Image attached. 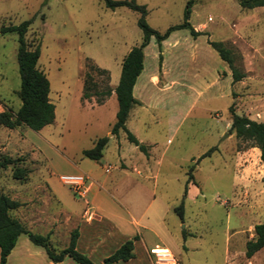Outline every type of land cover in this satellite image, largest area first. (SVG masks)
Masks as SVG:
<instances>
[{
    "label": "rangeland",
    "instance_id": "374dc122",
    "mask_svg": "<svg viewBox=\"0 0 264 264\" xmlns=\"http://www.w3.org/2000/svg\"><path fill=\"white\" fill-rule=\"evenodd\" d=\"M135 1L144 4L146 22L158 31L184 19L186 0ZM138 15L124 4L106 7L102 0H0V26L28 19L26 38L39 40L36 64L48 79L53 103L51 122L40 130L26 127L40 152L27 161L35 169L30 184H49L64 207L75 205L78 211L92 194L105 202L106 210L123 217H127L124 205L134 214L135 209H144L181 264H263L264 246L249 257L251 263L243 254V243L252 232L247 225L264 221L263 180L256 179L259 169L244 163L235 150L248 149L251 160L257 152L229 131L228 106L231 103L235 112L264 122V5L193 0L186 20L200 33L192 35L188 27L178 26L159 47L154 36L142 47L146 61L141 74L152 69L157 86L176 82L160 91L147 86L142 93L146 105L135 106L126 120L149 154L120 130L107 137L97 159L82 156L81 149L91 146L93 138L107 136L116 109L113 92L104 95L102 103H85L80 97L84 72L90 71L96 89L114 86L122 56L140 41ZM207 39L220 40L232 50L234 64L243 71L240 79L231 81L226 62ZM16 44L15 31L0 32V102L12 109L19 104ZM91 96L95 100L96 95ZM212 145L216 148L201 155ZM128 150L131 158L125 156L126 161L134 156L144 164L134 167L126 162L120 167L118 154ZM198 156L186 181L188 167ZM75 172L91 173L93 185L83 196L58 178L60 173ZM45 192L34 190V206L40 207ZM179 203L182 220L173 210ZM50 205L56 208L54 201ZM107 227L103 224L101 231ZM69 228L65 222L52 245L61 247ZM144 230L147 240L156 239ZM112 239L107 244L114 249ZM132 251V264H151L155 259L153 254L146 258L139 241ZM98 255L96 251L87 256L98 263Z\"/></svg>",
    "mask_w": 264,
    "mask_h": 264
},
{
    "label": "trees",
    "instance_id": "16d2710c",
    "mask_svg": "<svg viewBox=\"0 0 264 264\" xmlns=\"http://www.w3.org/2000/svg\"><path fill=\"white\" fill-rule=\"evenodd\" d=\"M193 0H186L183 8V21L168 25L163 31H158L151 27L145 20L146 9L143 3L135 0H102L104 6L113 8L116 5L124 4L136 11L139 15L136 19L137 25L141 29V38L137 44H133L122 56L120 61V70L117 82L111 88L106 84L102 89H96V82L91 78L90 71L84 72L82 82V90L80 97L88 98L96 95L95 101L101 102L103 96L114 91L116 99V109L114 120L109 126V132L115 136L122 130L126 139L136 147L146 153V144L138 140L136 136L126 127L125 119L129 108L137 103L138 100L132 95V85L136 75L142 67L143 51L142 47L154 36L157 46H160L161 39L165 38L171 29L178 26H186L192 35L200 33L192 28L187 22L190 5ZM242 7H252L256 5H264V0H238ZM28 19L19 21L18 23H9L0 26V32L13 30L16 34V64L19 76V85L15 90L19 98V104L15 109L3 106L0 110V124L7 127H14L24 124L31 129L37 130L43 125L52 121L54 117L53 103L48 98V79L45 73L37 66L36 60L39 54V40L27 39L25 36ZM207 42L215 49L221 59H223L230 71L231 81L240 79L243 71L234 64V54L232 50L225 46L220 40L207 39ZM97 71H106L105 68L93 66ZM107 72V71H106ZM108 78V76H107ZM108 83V82H107ZM98 94V95H97ZM98 96V97H97ZM230 112L229 131H233L235 137L248 141L249 145L257 146L259 149V159L263 164L264 170V122L255 118L248 117L243 113H237L230 103L228 106ZM107 136H96L92 140L89 147L81 149L80 154L92 159H97L106 143ZM216 146L208 147L201 155L208 154ZM199 156L188 167V175L186 181L191 178V169L194 163L198 161ZM19 156L10 157L3 156L0 158V166L7 163H13L11 173L14 177L22 179L26 168L14 164L18 161ZM264 180V178H263ZM264 190V185H263ZM19 204L18 200L10 198L7 194L0 192V264H4L6 255L14 244L16 236L23 232L28 239L35 244L43 247L47 257L53 264H58L64 255H68L71 259L80 264H127L124 263L133 255L132 238L122 241L112 252L105 256L101 262L92 261L86 254L74 248L75 238L77 236L76 228L69 231L68 242L63 247H55L49 239L47 233L32 231L24 226L16 217L10 214V210ZM173 210L182 220L181 203L173 206ZM182 236L184 231L182 230ZM264 245V221L255 222L252 225V236L244 241L243 253L249 257L254 251ZM149 264V263H148ZM264 264V256H263Z\"/></svg>",
    "mask_w": 264,
    "mask_h": 264
},
{
    "label": "crops",
    "instance_id": "0c3cea01",
    "mask_svg": "<svg viewBox=\"0 0 264 264\" xmlns=\"http://www.w3.org/2000/svg\"><path fill=\"white\" fill-rule=\"evenodd\" d=\"M145 57L146 55L143 54L142 67L135 77V81L132 85L131 90L132 95L138 100V102L134 103L129 108L125 123L129 114L131 113V110L135 108V106L146 105L142 93L147 88V86H151L154 90L160 91L164 89L166 90L176 84V82L173 83V80H169L168 83L157 86L154 82L155 74L153 73L152 69H147V72L141 74V70L144 69L145 66ZM161 70L164 73L165 68L163 67V61L161 62ZM110 92H113L114 94L113 90H111ZM84 101L90 106L98 104V102H96L94 98H92V96L89 99L84 98ZM2 108L3 104L0 102V110ZM26 127L27 126L24 124H19L14 127H7L0 124V158L5 155L10 157L20 156L18 161H16L14 164L26 168L23 178L19 179L14 177L11 173L13 163H7L0 166V192L7 194L10 198L16 199L19 202V204L15 208L10 210L11 215L16 217L20 222H22V224H24L26 228L30 230L40 233H47L51 242L54 241V239L57 237L58 232L62 230L64 223H69L70 228L68 229L67 236L65 237V241L64 243H62L61 247L67 244L69 231L72 228H76L77 236L75 238L74 248L89 256L93 252L99 251L98 262H101L103 257L112 252L113 249L107 244L109 243V240H113L112 238H115L117 247L125 239L132 238L133 244L139 241V244L143 248L144 254L147 259H151L152 257V253H149L148 249L156 245L158 246L156 249H159L161 247L167 248L173 259L176 260L178 264H181L180 261L174 256V253H172V251L170 250V246L168 245V243H166L165 239H163L160 233H158V229L155 228V223L151 222L149 219V215L144 213V209H133L135 211L134 214L129 206L124 205L127 217H123L106 210V208L103 206L105 202L97 199L95 197V194H92L90 200H86L85 202L87 203V205H85L80 211H78L77 209H75V205H72V208L64 207L63 201H61L62 199L59 197V194L55 192V190L49 184L39 181L30 184V175L31 172L35 169L28 167L27 161L30 158H35L40 152L36 145L37 143H34L32 139L27 136ZM43 127L44 125L37 130L42 129ZM106 131L108 132L109 128ZM131 132L134 134L133 130ZM109 136L114 135L108 132L107 137ZM136 138L140 140L139 137L136 136ZM147 144L150 143L147 142ZM133 145L136 146L135 144ZM255 148L257 155L253 160L249 159L247 156V152L249 151L248 149H243L241 151L235 150V153L238 155V157L244 159V163L248 162V166H251L253 164V168L256 167L257 169H259L256 179L261 181L264 178L263 164L259 159V149L257 146H255ZM146 151V153H143L145 155L149 154L147 148ZM131 152L132 150H128L125 155L118 154V163L120 167L125 166L126 162L133 164L134 167H136V165L138 164H144L142 160L141 162H139V158L134 156H132L133 158L131 161H128L131 158ZM125 156H127V161L125 160ZM135 171L138 172V169L136 168ZM250 172L251 171H249L248 173ZM82 173H84L86 176L85 183L88 192L93 185V182L89 179V174L91 173ZM249 177L251 178V174H249ZM135 181L137 182V180ZM263 185L264 180L262 186ZM44 189L46 190V192L44 196L41 197L40 195V207L34 206V190H40L42 192ZM243 193L246 194L247 190H244ZM50 201H54V205L56 206V208L51 207ZM99 210L102 211V213L97 214ZM254 223L255 222L248 224L246 229L252 228V225ZM103 224H108V227L104 228V231H101V227H103ZM35 228H40L41 231H38L37 229L35 230ZM144 229L151 231L156 239L147 240L144 236ZM249 234L251 237L252 232H249ZM147 244L149 245L147 246ZM116 247H114V249ZM253 253L249 257H251ZM249 257H246V260L247 262L251 263V261H249ZM129 259H127L124 263L132 264L129 262ZM4 264L53 263L47 257L42 246L32 243L28 239L26 234L21 232L16 236L14 244L6 255ZM58 264L80 263L73 261L68 255H65V257H63L58 262ZM138 264H148V262Z\"/></svg>",
    "mask_w": 264,
    "mask_h": 264
},
{
    "label": "built area",
    "instance_id": "2783aa9c",
    "mask_svg": "<svg viewBox=\"0 0 264 264\" xmlns=\"http://www.w3.org/2000/svg\"><path fill=\"white\" fill-rule=\"evenodd\" d=\"M108 166H105V170H107ZM59 179L66 183L72 190H74L78 195L83 196L86 191V183H85V174L82 172L75 173H60L58 175ZM157 246L154 245L148 249L149 253H152L155 256L152 264H178L176 260L173 259L170 252L165 247H161L165 249L162 252L154 251Z\"/></svg>",
    "mask_w": 264,
    "mask_h": 264
},
{
    "label": "bare ground",
    "instance_id": "6f19581e",
    "mask_svg": "<svg viewBox=\"0 0 264 264\" xmlns=\"http://www.w3.org/2000/svg\"><path fill=\"white\" fill-rule=\"evenodd\" d=\"M157 247H158V246H157ZM157 247H156V248H157ZM156 248L153 249V250H154V251H157V252H162V251H158L159 249H161V250H165V249H162V248H159V249H156Z\"/></svg>",
    "mask_w": 264,
    "mask_h": 264
}]
</instances>
